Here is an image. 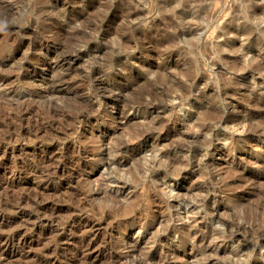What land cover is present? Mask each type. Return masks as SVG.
<instances>
[{
    "label": "rangeland",
    "instance_id": "rangeland-1",
    "mask_svg": "<svg viewBox=\"0 0 264 264\" xmlns=\"http://www.w3.org/2000/svg\"><path fill=\"white\" fill-rule=\"evenodd\" d=\"M0 203L2 264H264V0H0Z\"/></svg>",
    "mask_w": 264,
    "mask_h": 264
},
{
    "label": "bare ground",
    "instance_id": "bare-ground-1",
    "mask_svg": "<svg viewBox=\"0 0 264 264\" xmlns=\"http://www.w3.org/2000/svg\"><path fill=\"white\" fill-rule=\"evenodd\" d=\"M38 73V72H37ZM36 76V75H35ZM84 154V153H83ZM79 155V154H78ZM85 155V154H84ZM87 155V154H86ZM83 156V155H82ZM88 156V155H87ZM85 156H83V158H84ZM89 157V156H88ZM85 158H87V157H85ZM94 158V157H93ZM88 159H90V158H88ZM81 160V159H80ZM80 163H81V161H80ZM84 163V162H83ZM86 163V162H85ZM83 165V164H82ZM84 165H86V164H84ZM23 200L20 198V200L18 201V202H16V204L17 205H19L21 202H22ZM1 204V203H0ZM22 204V203H21ZM20 204V205H21ZM2 205V204H1ZM15 205V204H14ZM19 205V206H20ZM12 207V206H11ZM44 211L45 209H39L38 210V213H39V211ZM43 213V212H42ZM42 213H41V215H42ZM38 217H39V215H37ZM42 217H46V216H43L42 215ZM48 217V216H47ZM41 218V217H40ZM50 218V217H49ZM39 219V218H38ZM52 218H50L49 219V222L48 223H51L52 222V220H51ZM48 220V219H47ZM46 222V221H45ZM52 224V223H51ZM35 226V225H34ZM31 228V227H30ZM34 230H36V227H33V229H32V231H34ZM93 233H91V234H87L86 236H84V238H83V240H85L84 242H85V244H84V249H86V251L85 252H90V254H91V251L93 250V249H95L96 247V245H97V242H98V232H97V230L96 231H92ZM228 232H230V230H228ZM10 232H8V234H9ZM19 233H20V231L19 232H15L14 231V233L13 234H11V235H7V236H1L0 237V264H2V260H3V258L5 259V257L9 254V252L11 253V249L16 245V243H15V239L16 240H18V244H26V240L24 239H22V238H19ZM21 234V233H20ZM92 236V237H91ZM181 241V240H180ZM106 243V242H105ZM17 244V245H18ZM16 245V246H17ZM101 248H99V250L102 252V251H105L106 250V246H100ZM111 248V247H110ZM97 249V248H96ZM135 249V248H134ZM83 253V252H82ZM84 255H88L87 253L86 254H84ZM153 256L152 255H149L148 257H145V258H143L139 263L140 264H145V262H147V261H150V260H153ZM168 262H169V260H168ZM171 263V262H170ZM170 263H167V262H165L164 264H170Z\"/></svg>",
    "mask_w": 264,
    "mask_h": 264
}]
</instances>
